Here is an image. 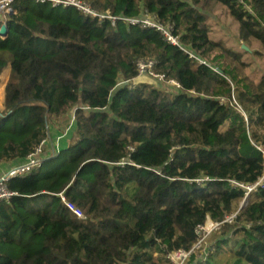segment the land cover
<instances>
[{
    "label": "trees",
    "instance_id": "16d2710c",
    "mask_svg": "<svg viewBox=\"0 0 264 264\" xmlns=\"http://www.w3.org/2000/svg\"><path fill=\"white\" fill-rule=\"evenodd\" d=\"M85 1L172 24L204 63L155 29L15 0L0 36V162H24L48 138L46 123L50 132L71 110L75 119L56 155L7 181L0 264H173L168 254L190 250L207 216L234 213L185 264H264V187L241 206L244 189L229 182L263 173L264 71L244 55H264V0ZM220 7L247 49L211 36ZM140 58L181 88L134 85Z\"/></svg>",
    "mask_w": 264,
    "mask_h": 264
},
{
    "label": "built area",
    "instance_id": "2783aa9c",
    "mask_svg": "<svg viewBox=\"0 0 264 264\" xmlns=\"http://www.w3.org/2000/svg\"><path fill=\"white\" fill-rule=\"evenodd\" d=\"M15 0H0V30L6 26L7 17L14 13V4ZM36 3L40 4H50L53 8H73L82 13L86 17H90L92 19L97 20L98 22L109 21L111 25H115L117 21L122 20L123 22L130 24V25H140L145 28H152L157 30L162 34L165 41L173 46H179L185 50L184 47L181 46L180 39L177 35L174 34V27L172 24H162L161 22L157 21V19L151 16L149 13L144 12L142 16L139 18H130V17H123V16H116L113 15L110 11L101 12L92 7V5L85 1V0H33ZM190 58L198 59L193 53L185 50ZM199 60V59H198ZM200 63H204L202 60H199ZM155 59H148V58H140L136 61V69H137V76L146 75L156 81V84L160 85H167L175 88L176 90L180 89V84L174 80L169 79L166 80L164 74H161L155 70L156 66ZM75 119V118H74ZM73 119V121H74ZM72 121V123H73ZM71 123V125H72ZM70 125V128H71ZM69 128V129H70ZM64 136L60 134L55 138L49 139L48 138L43 140L40 145L35 149L34 152L30 153L26 157V161L14 168H12L8 173L2 175L0 177V202L3 200H8L10 197L14 195V192L10 191L7 188V181L12 177L22 176L28 173L31 169L35 167H40L45 157H51L58 153L59 151V140ZM263 155L264 158V146H256ZM121 162L120 164H123ZM233 186H238L244 189L245 198L241 204L243 206L247 197L252 193L257 191L260 188L264 187V164H263V173L258 178V180L252 184H245L241 182H237L235 180L229 181ZM62 202L66 206L68 210H70L74 215L79 218L83 217V213L79 207H77L74 203L66 200L63 193L59 194ZM235 213L231 214L226 217V219L222 222L220 221H213L208 216L204 223L199 224L196 229L195 233L197 234L196 242L192 246L190 250H177L168 254L167 258L173 264H185L186 260L193 254L195 251L202 249V245L205 242L207 236L214 230H216L223 222H231L235 217Z\"/></svg>",
    "mask_w": 264,
    "mask_h": 264
},
{
    "label": "rangeland",
    "instance_id": "374dc122",
    "mask_svg": "<svg viewBox=\"0 0 264 264\" xmlns=\"http://www.w3.org/2000/svg\"><path fill=\"white\" fill-rule=\"evenodd\" d=\"M209 23L212 27L211 36L213 38L223 41L228 47L234 50L240 49L241 45L237 39V23L231 18V16L227 13L224 8L220 7L218 11H216L214 14H211ZM243 46L244 45H242L241 48H243ZM244 56L251 62V71L255 72L256 74L264 71V55H262L261 57H254L253 55L248 53ZM3 96L4 84L3 81H0V107H2ZM73 119L74 110H71L64 118L53 124L51 129L52 131L49 132V125L47 124V142H49V139L55 138L61 133L68 131ZM71 131L72 129L70 130V132ZM69 137L70 135L67 136L64 140L69 139Z\"/></svg>",
    "mask_w": 264,
    "mask_h": 264
},
{
    "label": "crops",
    "instance_id": "0c3cea01",
    "mask_svg": "<svg viewBox=\"0 0 264 264\" xmlns=\"http://www.w3.org/2000/svg\"><path fill=\"white\" fill-rule=\"evenodd\" d=\"M8 76H9V66L5 67L0 75V81H3L4 86H5L6 81L8 80ZM0 109H2V107H0ZM24 162L20 164L14 161L13 162H0V177L8 173L12 168L19 166L23 164Z\"/></svg>",
    "mask_w": 264,
    "mask_h": 264
},
{
    "label": "water",
    "instance_id": "95a60500",
    "mask_svg": "<svg viewBox=\"0 0 264 264\" xmlns=\"http://www.w3.org/2000/svg\"><path fill=\"white\" fill-rule=\"evenodd\" d=\"M6 31H7V25L0 30V36H3L6 33ZM243 48L247 49V47L245 45L243 46ZM217 71L220 72L219 69H217ZM132 83L134 85H138V84H142V83L150 84V85H156V81L154 79L146 76V75H140V76L133 78ZM47 127H48V125L46 123V128Z\"/></svg>",
    "mask_w": 264,
    "mask_h": 264
}]
</instances>
